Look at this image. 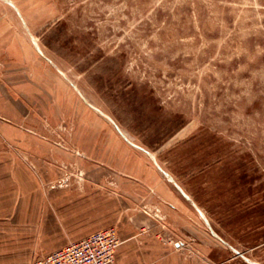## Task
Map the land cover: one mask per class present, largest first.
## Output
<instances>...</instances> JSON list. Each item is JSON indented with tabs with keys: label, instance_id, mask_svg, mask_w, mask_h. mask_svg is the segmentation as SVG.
<instances>
[{
	"label": "rangeland",
	"instance_id": "rangeland-1",
	"mask_svg": "<svg viewBox=\"0 0 264 264\" xmlns=\"http://www.w3.org/2000/svg\"><path fill=\"white\" fill-rule=\"evenodd\" d=\"M142 214L132 252L264 264V0H0V264L98 230L113 264Z\"/></svg>",
	"mask_w": 264,
	"mask_h": 264
},
{
	"label": "crops",
	"instance_id": "crops-1",
	"mask_svg": "<svg viewBox=\"0 0 264 264\" xmlns=\"http://www.w3.org/2000/svg\"><path fill=\"white\" fill-rule=\"evenodd\" d=\"M175 183V189L169 187V191H167L166 187L163 186L165 191L162 192V197L164 200L168 201L169 208L172 209L171 212L167 210L168 208L165 207V205H161L162 209L166 210V214L168 217L175 218L176 221H182L185 225H190L191 222L197 223L198 225H202V220L204 219V215L200 214L199 206L191 200V196L189 193L183 188L177 181ZM161 204V203H160ZM195 208L198 210H195ZM202 209V208H201ZM203 210V209H202ZM171 214V216H170ZM142 218H139L140 220L133 221L134 216H129V220L126 222V224H133V223H140V225H136L134 231H126L122 236V244L119 247L117 254H116V261L113 264H162L163 261L161 260L163 257H169L172 255L180 254L183 251L178 249V242H174V244L171 245H165L162 246L161 251L159 253H156L155 250L152 247H145L144 248V256H142L141 249H138V251H141L140 253H137V251H130L127 248H125L126 243L134 239L135 237L142 236L146 241H149L148 239L149 235L147 234V230L150 227L153 226V229H158L159 224L161 222H158L156 219H153L149 216H146L145 214H142ZM137 219V218H136ZM165 222V221H164ZM201 223V224H200ZM158 227V228H157ZM130 229V228H129ZM132 229V228H131ZM149 231V230H148ZM196 232H199L198 229L195 230ZM202 231V230H201ZM200 233V232H199ZM204 234V232L202 231ZM161 234V235H160ZM150 237H155L156 240L163 241L167 240V235L165 232L161 231L160 233L156 231L154 233V236L150 235ZM159 237V238H157ZM175 239V238H174ZM177 239V238H176ZM148 257V259H146Z\"/></svg>",
	"mask_w": 264,
	"mask_h": 264
},
{
	"label": "built area",
	"instance_id": "built-area-1",
	"mask_svg": "<svg viewBox=\"0 0 264 264\" xmlns=\"http://www.w3.org/2000/svg\"><path fill=\"white\" fill-rule=\"evenodd\" d=\"M119 243L112 230H98L38 257L33 264H110Z\"/></svg>",
	"mask_w": 264,
	"mask_h": 264
}]
</instances>
